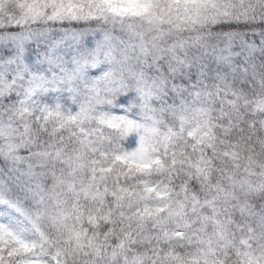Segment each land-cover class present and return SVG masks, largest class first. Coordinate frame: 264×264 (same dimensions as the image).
Masks as SVG:
<instances>
[{"label": "snow or ice", "instance_id": "1", "mask_svg": "<svg viewBox=\"0 0 264 264\" xmlns=\"http://www.w3.org/2000/svg\"><path fill=\"white\" fill-rule=\"evenodd\" d=\"M0 264H264V0H0Z\"/></svg>", "mask_w": 264, "mask_h": 264}]
</instances>
